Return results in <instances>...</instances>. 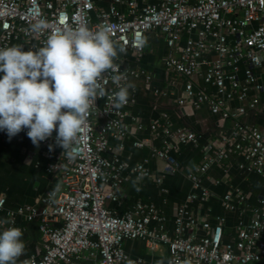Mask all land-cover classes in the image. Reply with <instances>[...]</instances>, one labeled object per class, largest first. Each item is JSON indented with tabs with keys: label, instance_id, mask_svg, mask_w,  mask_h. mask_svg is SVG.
<instances>
[{
	"label": "built area",
	"instance_id": "2783aa9c",
	"mask_svg": "<svg viewBox=\"0 0 264 264\" xmlns=\"http://www.w3.org/2000/svg\"><path fill=\"white\" fill-rule=\"evenodd\" d=\"M97 9L96 0H0V47L10 46L16 39L32 38L43 46L51 31L84 24L92 31L109 27L117 46L124 48L123 53L132 52L139 59L145 51L146 34L159 32L170 48L166 68L185 81V98H180L179 104L186 100L196 108L206 104L212 114L232 123L230 132L214 144V153L206 154L191 175L194 188L201 193H191L187 202L209 197L204 177L214 163L223 165L229 150L240 156L241 168L264 176V132L243 120L247 107L231 108V101L245 100L250 88L264 93V83L255 73L264 68V0H112L107 8ZM39 18L46 19L51 27L35 34L30 28ZM185 33V43L178 47ZM211 53L216 58H209ZM241 62L247 65L245 87L238 74ZM114 63L123 77L122 85L130 77L144 74L117 58ZM202 67L204 85L196 92L192 78ZM113 74L109 70L100 81L109 94L118 90L111 79ZM151 78L146 76L148 81ZM130 103L128 98V103L117 109L107 97L97 98L74 144L78 155L71 160L60 155L48 165L50 173H60L61 187L47 191L39 204L9 211L8 218H4L7 200L0 196V228L17 227L18 215L39 226L42 254L26 258L27 264H148L123 248L124 241L137 239L146 241L151 250L165 246L167 264H180L184 259L192 264H255L263 259L264 214L255 215L249 224L241 221L235 240L224 241V219L212 225L206 218L194 216L188 204L177 207L173 235L164 230L166 218L154 204L138 203L123 215L108 208V201L119 200L127 164L119 158L109 159L107 153L114 150L111 139L123 140L135 129L132 124L136 118L128 110ZM258 103L259 99L254 98L249 108L255 109ZM164 120L163 124L151 125L154 132L162 130L160 147L149 139L136 140L135 144L150 147L153 156L167 161L170 170L176 171L178 163L171 151L177 145L195 142L196 134L186 128L172 129L167 114ZM22 131L27 134V129ZM55 136L54 131L51 138L41 142L49 159L59 147L55 146ZM49 144L54 145L51 151ZM147 163L145 159L133 167L139 179L151 176ZM235 196L244 203L240 190ZM233 197L232 193L225 196V208H235ZM196 226L204 235L199 239L186 236Z\"/></svg>",
	"mask_w": 264,
	"mask_h": 264
},
{
	"label": "crops",
	"instance_id": "0c3cea01",
	"mask_svg": "<svg viewBox=\"0 0 264 264\" xmlns=\"http://www.w3.org/2000/svg\"><path fill=\"white\" fill-rule=\"evenodd\" d=\"M96 1L97 12L107 8L112 2ZM125 9L123 6L122 10ZM187 36V33L182 36L178 47L184 45ZM12 45L22 46L26 50L41 47L34 38L16 39L10 46ZM169 52L170 48L162 34L148 32L145 37V51L139 59L132 52L119 53L117 56L120 63L126 67L143 71L144 74L139 77L132 76L126 83L133 85L129 88L131 103L128 110L131 117L136 118V123L132 124V128H135L133 132L123 140L111 139L114 150L107 153V157L119 158L127 167L123 172L124 182L118 190L119 200L108 201L107 206L123 215L138 203L154 204L166 218L164 230L173 235L177 207L188 204L194 216L206 218L212 225L217 224L219 218H223L224 241H234L241 221L249 224L255 215L264 214V176L249 173L241 168L242 159L229 150L223 165L214 163L204 177L203 184L210 192L209 197L187 202L191 193H201L200 189L194 188L191 175L206 154L214 153V144L223 134L230 132L232 123L212 114L206 104L200 108H196L191 100H186L183 105L179 104L180 98H185V81L166 68ZM176 54L179 55L178 52ZM209 58H216V55L211 53ZM246 68L245 62L239 64L238 74L242 87H245ZM231 70L227 69L228 72ZM204 71L205 67H202L192 78L196 92L204 85ZM255 73L258 81L264 83V68L255 70ZM147 75L152 77L151 80L146 79ZM254 98H258L259 103L255 109H250L249 104ZM241 105L248 109L243 120L264 132V93L258 94L250 88L245 100L235 98L231 101L232 109ZM165 114L168 115L172 129L186 128L196 134L195 142L177 145L178 147L171 151L178 163L176 171L170 170L167 161L153 156L150 147H138L135 144L136 140L149 139L160 147L164 140L162 130L154 132L151 125L163 124ZM138 126L141 128L136 129ZM60 155H63V149L56 147L54 158L49 159L44 146L41 143L39 147L34 146L23 131L11 139L6 131H0V196L7 200L4 218H8L9 211L19 207L39 204V198L47 191L61 187L60 173H50L47 169ZM145 159L148 160L146 166L151 176L139 179L133 167ZM237 190L245 197L244 203H240L235 196ZM229 193L234 195V209L224 206L225 196ZM15 224L22 230V240L25 243V255L20 259L39 257L42 254V245L37 223H28L23 216L18 215L15 217ZM3 229L0 228V231ZM192 235L199 239L204 235V231L200 226H196L186 232V236ZM123 248L133 258H141L148 264H160L161 261L167 264L169 254L165 246L151 250L146 241L137 239L124 241ZM255 264H264V258Z\"/></svg>",
	"mask_w": 264,
	"mask_h": 264
},
{
	"label": "clouds",
	"instance_id": "9594fccd",
	"mask_svg": "<svg viewBox=\"0 0 264 264\" xmlns=\"http://www.w3.org/2000/svg\"><path fill=\"white\" fill-rule=\"evenodd\" d=\"M50 27L46 19L39 18L30 30L42 34ZM123 52L109 27L92 31L84 24L51 31L36 50L25 51L19 45L0 47V131H6L11 139L27 129L36 147L55 131V146L61 147L68 159H75L78 150L74 144L97 98L107 97L117 109L128 103L133 85L121 84L123 77L114 63ZM109 70L118 88L111 94L100 83ZM53 148L49 144V150ZM22 236L18 227L0 231V264H27L20 259L25 255ZM180 264L192 261L184 259Z\"/></svg>",
	"mask_w": 264,
	"mask_h": 264
}]
</instances>
